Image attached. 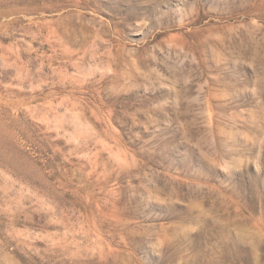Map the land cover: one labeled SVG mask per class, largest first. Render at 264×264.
I'll use <instances>...</instances> for the list:
<instances>
[{
	"label": "rangeland",
	"instance_id": "obj_1",
	"mask_svg": "<svg viewBox=\"0 0 264 264\" xmlns=\"http://www.w3.org/2000/svg\"><path fill=\"white\" fill-rule=\"evenodd\" d=\"M0 264H264V0H0Z\"/></svg>",
	"mask_w": 264,
	"mask_h": 264
}]
</instances>
